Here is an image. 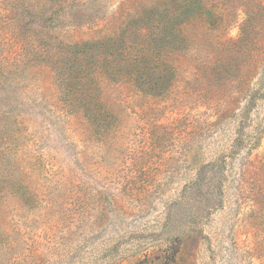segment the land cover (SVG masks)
<instances>
[{"label":"rangeland","instance_id":"374dc122","mask_svg":"<svg viewBox=\"0 0 264 264\" xmlns=\"http://www.w3.org/2000/svg\"><path fill=\"white\" fill-rule=\"evenodd\" d=\"M144 32L175 42L141 92ZM0 61V264H264V0H0Z\"/></svg>","mask_w":264,"mask_h":264},{"label":"trees","instance_id":"16d2710c","mask_svg":"<svg viewBox=\"0 0 264 264\" xmlns=\"http://www.w3.org/2000/svg\"><path fill=\"white\" fill-rule=\"evenodd\" d=\"M173 28V21H170L166 23V21L162 22L161 20L155 25V29L160 30L159 33H161V29L166 32L167 30H170ZM144 42L137 52H135L131 59L128 61H124L123 67H120L118 71H120L123 75H126L131 77V80H133L137 84V88L139 91H143L145 89H154L155 86L157 87V84H152L151 77L145 78L143 77L144 74L149 73L150 69L154 68L156 69V72L162 76V80H165L167 76L165 75L166 71L168 70L169 66L165 64L164 58L169 55L171 46L173 45V32H172V38L170 36H160V38H149L147 36V33L144 32ZM158 42H161L162 46H156L154 48V45H156ZM73 45V44H72ZM76 53H80V48L88 47L90 48L85 53H88L91 50V45L89 44H81L79 45H73ZM148 46V49L146 48ZM68 47L64 46L63 52H58L59 48L53 49V45L51 42H48L46 44L45 50L40 54H34L30 56L27 60L30 61L32 59L39 60L38 58H44L45 62L48 63L52 68H54L57 72H60V76L58 78L59 86L62 87V96L64 97V102L68 106H73L78 103L79 106L84 107L85 109H88L86 112L95 111L96 107H93L92 105L94 102L91 100L93 93L95 90L88 89L86 90L84 87V92L79 97V93L81 91L82 85L79 86V82L77 80V72L83 71L86 69L84 62H88V59H83L82 62L79 60V56L75 58L74 60L70 61V59L66 58L69 56L65 53V50ZM85 53H83L85 55ZM84 55H82V58H85ZM102 59L105 61H110L107 57V55H101ZM87 58V57H86ZM99 59H101L99 57ZM70 61V62H68ZM69 63V64H68ZM20 67V66H18ZM111 67L110 65L105 66V71L110 72L111 75ZM114 67V65H113ZM80 68V69H78ZM4 66L3 63L0 61V77H3L5 75V71H3ZM115 69V67L113 68ZM77 98V99H76ZM90 110V111H89ZM90 117V115H88Z\"/></svg>","mask_w":264,"mask_h":264}]
</instances>
